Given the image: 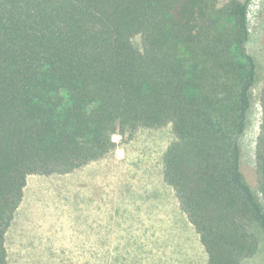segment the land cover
Here are the masks:
<instances>
[{"label":"trees","instance_id":"1","mask_svg":"<svg viewBox=\"0 0 264 264\" xmlns=\"http://www.w3.org/2000/svg\"><path fill=\"white\" fill-rule=\"evenodd\" d=\"M249 2L0 0V264L28 176L71 172L111 151L114 134L166 124L163 179L206 264L257 252L264 83L247 48ZM256 100L260 196L241 169Z\"/></svg>","mask_w":264,"mask_h":264},{"label":"rangeland","instance_id":"2","mask_svg":"<svg viewBox=\"0 0 264 264\" xmlns=\"http://www.w3.org/2000/svg\"><path fill=\"white\" fill-rule=\"evenodd\" d=\"M248 26L247 48L260 61L261 85L264 0H250ZM259 118L256 100L242 138L241 169L258 196ZM174 139L171 124L139 126L114 134L113 149L80 168L28 176L6 233L9 264H206L198 234L163 179V154ZM259 238L257 252L243 264H264L261 230Z\"/></svg>","mask_w":264,"mask_h":264}]
</instances>
